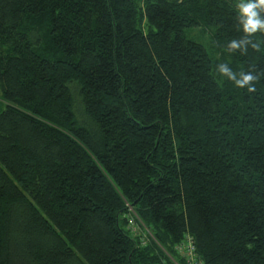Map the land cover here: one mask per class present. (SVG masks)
Returning a JSON list of instances; mask_svg holds the SVG:
<instances>
[{"label":"trees","instance_id":"1","mask_svg":"<svg viewBox=\"0 0 264 264\" xmlns=\"http://www.w3.org/2000/svg\"><path fill=\"white\" fill-rule=\"evenodd\" d=\"M240 2L0 0V264H264Z\"/></svg>","mask_w":264,"mask_h":264},{"label":"clouds","instance_id":"2","mask_svg":"<svg viewBox=\"0 0 264 264\" xmlns=\"http://www.w3.org/2000/svg\"><path fill=\"white\" fill-rule=\"evenodd\" d=\"M240 21L246 33H254L258 30H264V17L261 16V11H264V0H241L238 4ZM240 45L236 41H232L230 47L238 48ZM220 71L226 74L229 79L234 80L240 88L249 86V91H253L250 87L251 82L255 79L251 74L243 75L241 79L236 78V74L221 65Z\"/></svg>","mask_w":264,"mask_h":264},{"label":"rangeland","instance_id":"3","mask_svg":"<svg viewBox=\"0 0 264 264\" xmlns=\"http://www.w3.org/2000/svg\"><path fill=\"white\" fill-rule=\"evenodd\" d=\"M135 227H136V232L140 233L139 236H140L145 242H148V241H149V233L145 230V228H141L140 226H135ZM185 243H186V244H189V241L186 240ZM178 248H179V247H178ZM183 250H184V249H183ZM179 252L181 253L182 256L184 255L183 257L187 258L186 260H188V258H190V256L187 255V254H188L187 250L182 251V250L179 249ZM171 260L173 261L174 264H180L179 261H174L173 259H171ZM187 263H188V264H196V260H193V261H191V262L187 261Z\"/></svg>","mask_w":264,"mask_h":264},{"label":"built area","instance_id":"4","mask_svg":"<svg viewBox=\"0 0 264 264\" xmlns=\"http://www.w3.org/2000/svg\"><path fill=\"white\" fill-rule=\"evenodd\" d=\"M189 244H182L179 246V249L184 251L187 250L188 254L190 256V258H188V261L191 262L193 260H196V264H198V260L196 259V255H195V249L193 246V243L191 241V239L188 238ZM184 249V250H183Z\"/></svg>","mask_w":264,"mask_h":264}]
</instances>
